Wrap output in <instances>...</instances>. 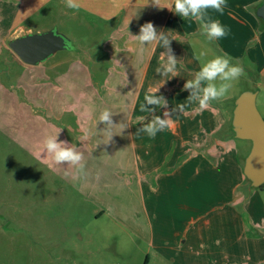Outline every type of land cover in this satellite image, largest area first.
<instances>
[{
    "label": "crops",
    "instance_id": "obj_1",
    "mask_svg": "<svg viewBox=\"0 0 264 264\" xmlns=\"http://www.w3.org/2000/svg\"><path fill=\"white\" fill-rule=\"evenodd\" d=\"M55 2L0 0V134L17 153L46 166L42 186H49L51 207L76 208L85 216L84 229L113 226L109 235L129 250L138 241L146 244L141 264H264V198L243 175L250 147L231 127L232 102L248 89L203 111L187 104L183 90L199 68L194 55L207 49L209 56L226 53L243 65L257 102L264 84V21L256 13L264 0H226L222 15L211 11L227 31L211 42L195 20L166 7L171 0H80V27L104 39L97 55L79 54L74 46L36 66L9 57L8 34L41 25V12ZM145 22L158 32L173 31L179 76L156 74L162 47L145 45L140 53L129 34L138 35ZM164 80L156 95L168 107L141 113L145 95ZM181 103L185 110L174 112L173 123L155 138L137 134V116L163 118ZM104 109L114 113L110 140L106 124L97 122ZM58 129L59 140L84 154L86 177L52 164L43 152L44 139ZM99 236L91 233L95 241Z\"/></svg>",
    "mask_w": 264,
    "mask_h": 264
},
{
    "label": "rangeland",
    "instance_id": "obj_2",
    "mask_svg": "<svg viewBox=\"0 0 264 264\" xmlns=\"http://www.w3.org/2000/svg\"><path fill=\"white\" fill-rule=\"evenodd\" d=\"M54 5L55 8L50 7L41 12V25H34L30 29L19 27L8 34L5 43L27 34L56 28L70 39L71 45L76 47L79 54L97 55L103 45L102 33L98 36V32H93L94 37L91 38L86 27H80L79 10L66 7L64 0H56ZM83 36L89 37L90 41L83 42ZM8 56L15 57L9 49ZM250 85L247 76L241 77L229 97L233 99L243 89L254 92L255 89L250 88ZM256 108L264 120V84L260 89ZM242 142L251 147L250 142ZM8 143L10 142L6 137L0 134V264L143 262L144 253L150 250L146 244L138 241V248L129 250L109 235L114 233L111 231L114 230L113 226L102 224L97 230L89 226L84 229V224L87 225L85 216H81L82 212L76 208L53 209L49 186H42L49 178L46 166H41L36 158L28 154L20 151L17 153L14 146L11 144L10 147ZM13 152L16 154L12 155ZM259 192L264 198V190ZM92 232L100 234L97 241L91 238Z\"/></svg>",
    "mask_w": 264,
    "mask_h": 264
},
{
    "label": "clouds",
    "instance_id": "obj_3",
    "mask_svg": "<svg viewBox=\"0 0 264 264\" xmlns=\"http://www.w3.org/2000/svg\"><path fill=\"white\" fill-rule=\"evenodd\" d=\"M64 3L66 7L77 11L81 7L80 0H64ZM166 7L184 19L195 20L199 25L200 34L205 36L209 42L218 40L227 34L225 27L210 15L211 11L222 15L225 7H227L226 0H171V4ZM172 32L171 30L158 32L152 22H145L141 25L138 35L129 34L141 45V54L144 52V46L149 44L165 49L160 53V64L155 69L156 74L164 77L179 76L177 71L178 60L170 47L171 41L175 40L172 38ZM194 59L198 62L199 68L192 79L185 81L183 90L189 92L186 98L187 104H197L198 111L209 108L212 101L227 99L235 84L245 75L243 65L232 63L231 57L226 53L209 56V50L201 49L194 55ZM166 80L159 87L150 89L145 95L144 102L140 105L141 113L154 112L155 108L151 106L165 109L168 107L167 99L163 95H156ZM187 104L181 103L176 108L165 111L163 118L152 115L147 122H145V115L137 116V122L142 125L137 129V134L144 133L150 138H155L158 132L164 131L173 123V113L183 112ZM113 114L111 110L104 109L97 121L106 124L104 131L108 134L109 140L113 135L110 129L115 126L111 120ZM120 127L121 131L126 128L123 124ZM59 132L60 129L44 139L43 152L50 157L52 164H67L75 170L77 176L86 177L84 154L77 149L76 145L59 140ZM81 139H87V134Z\"/></svg>",
    "mask_w": 264,
    "mask_h": 264
},
{
    "label": "water",
    "instance_id": "obj_4",
    "mask_svg": "<svg viewBox=\"0 0 264 264\" xmlns=\"http://www.w3.org/2000/svg\"><path fill=\"white\" fill-rule=\"evenodd\" d=\"M256 15L264 21V4ZM8 48L28 66L41 64L58 52L73 50L70 39L56 29L15 38L8 42ZM231 127L237 140L251 144L244 160L243 175L253 188L258 189L264 184V120L256 108V93L244 91L236 97Z\"/></svg>",
    "mask_w": 264,
    "mask_h": 264
},
{
    "label": "trees",
    "instance_id": "obj_5",
    "mask_svg": "<svg viewBox=\"0 0 264 264\" xmlns=\"http://www.w3.org/2000/svg\"><path fill=\"white\" fill-rule=\"evenodd\" d=\"M73 49H75V47L72 45ZM13 55V54H12ZM259 190H264V184L258 188ZM143 264H147V259L144 260V263Z\"/></svg>",
    "mask_w": 264,
    "mask_h": 264
}]
</instances>
